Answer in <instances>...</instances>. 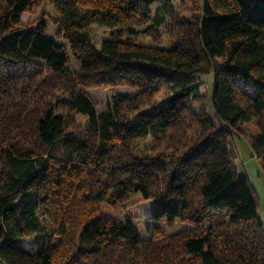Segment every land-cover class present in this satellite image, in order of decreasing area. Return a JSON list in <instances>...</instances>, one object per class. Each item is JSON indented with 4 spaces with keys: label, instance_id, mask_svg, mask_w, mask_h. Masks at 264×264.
<instances>
[{
    "label": "trees",
    "instance_id": "1",
    "mask_svg": "<svg viewBox=\"0 0 264 264\" xmlns=\"http://www.w3.org/2000/svg\"><path fill=\"white\" fill-rule=\"evenodd\" d=\"M41 1L0 0L1 260L264 264L257 197L228 140L251 125L264 167V0H181V18L168 3L161 16L147 8L159 0H46L52 36L44 18L20 25ZM165 16L169 46L118 37ZM91 25L114 38L96 47ZM206 79L213 119L192 107ZM116 86L131 91L97 112L88 88ZM146 136L151 151L136 154ZM133 194L151 207L147 239L118 212ZM176 221L192 227L167 234Z\"/></svg>",
    "mask_w": 264,
    "mask_h": 264
},
{
    "label": "rangeland",
    "instance_id": "2",
    "mask_svg": "<svg viewBox=\"0 0 264 264\" xmlns=\"http://www.w3.org/2000/svg\"><path fill=\"white\" fill-rule=\"evenodd\" d=\"M48 1V0H47ZM46 0H42L40 8L36 14L26 12L21 15L20 25L35 27L40 18H44L46 24L45 34L52 36L56 31V25L52 23V18L56 15V10ZM48 3V4H47ZM171 4L174 12L177 16L186 17L191 13V8L181 4V0H159L158 9L154 5L147 7L156 12L157 15H162L163 11L160 7L163 4ZM152 14H155L154 12ZM173 20L171 17L165 16L164 20L159 24L151 23L152 32H143V27H139L138 31L134 35H129L126 31L121 32L118 35L120 38L130 37L135 38L145 44H151L155 46L166 47L171 44L170 29L172 27ZM91 41L94 45L100 48L101 42L106 38H114L112 30L100 27L98 25H91L88 28ZM72 69L77 68V61L70 56L69 64ZM125 90L131 91L127 86H116V87H90L87 90L89 97L95 104L97 112L105 110L107 102L110 97L118 91ZM199 90L206 95L199 101L192 102V107L195 109H204L213 119V111L210 106V80L206 79L199 87ZM253 93V92H252ZM254 130L251 125L243 127V131L237 134H231L228 138L229 147L233 154V162L238 169L239 174L246 175L248 181L253 187L257 197V215L264 224V167L260 161L253 155L250 140ZM134 151L136 154H148L151 151L152 139L151 136L139 137L133 141ZM120 217L133 218V222L136 223L138 235L141 239H147L150 236V228L154 226L153 221L150 219L151 207L148 201L143 200L139 194L130 195L122 204L118 210ZM204 223L203 226H207ZM192 225L185 222L176 221L172 225L165 227V232L171 234L177 231L191 228ZM33 236H28L23 240L22 245L26 248H31Z\"/></svg>",
    "mask_w": 264,
    "mask_h": 264
},
{
    "label": "built area",
    "instance_id": "3",
    "mask_svg": "<svg viewBox=\"0 0 264 264\" xmlns=\"http://www.w3.org/2000/svg\"><path fill=\"white\" fill-rule=\"evenodd\" d=\"M0 264H5V263L1 260V258H0Z\"/></svg>",
    "mask_w": 264,
    "mask_h": 264
}]
</instances>
